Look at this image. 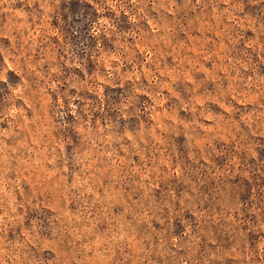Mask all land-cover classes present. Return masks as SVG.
I'll use <instances>...</instances> for the list:
<instances>
[{
  "label": "rangeland",
  "instance_id": "1",
  "mask_svg": "<svg viewBox=\"0 0 264 264\" xmlns=\"http://www.w3.org/2000/svg\"><path fill=\"white\" fill-rule=\"evenodd\" d=\"M0 264H264V0H0Z\"/></svg>",
  "mask_w": 264,
  "mask_h": 264
}]
</instances>
